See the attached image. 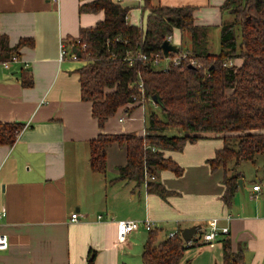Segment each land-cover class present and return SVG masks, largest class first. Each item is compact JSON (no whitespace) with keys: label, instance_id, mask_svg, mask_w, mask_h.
<instances>
[{"label":"crops","instance_id":"1","mask_svg":"<svg viewBox=\"0 0 264 264\" xmlns=\"http://www.w3.org/2000/svg\"><path fill=\"white\" fill-rule=\"evenodd\" d=\"M89 1L0 0V35L11 47L32 41L14 55L17 62L8 68L0 63V123L25 127L14 144L0 145V211L5 212L0 233L9 242L0 252V264H141L148 233L139 229L121 243L117 222L149 219L164 239L175 229L205 227L210 219L228 216L220 225L228 226L229 233L216 242L228 239L233 251L242 247L245 264H264V156L228 173L241 180L228 205L223 201L224 170L211 171L208 164L223 145L212 135L186 143L181 151L164 152L181 169L179 176L160 171L151 181L170 193L164 198L148 192L145 182L117 179L127 163L126 149L117 142L106 151L104 171L91 168L90 142L99 134L144 137L145 106L154 104H128L99 128L91 103L81 98L79 70L85 63L72 59L68 40L103 20V12L79 13ZM114 1L128 8L129 25L143 26L148 15L140 9L143 0ZM154 1L195 7V25L219 33L229 21L220 8L224 0ZM172 43L178 42L172 37ZM163 133L183 135L173 128ZM256 185L259 191L252 190ZM72 214L78 215L76 222H70ZM216 242L198 254H209V262Z\"/></svg>","mask_w":264,"mask_h":264},{"label":"trees","instance_id":"2","mask_svg":"<svg viewBox=\"0 0 264 264\" xmlns=\"http://www.w3.org/2000/svg\"><path fill=\"white\" fill-rule=\"evenodd\" d=\"M220 8L231 21L221 24L220 50L212 54L208 48L212 27L195 25V7H168L143 0L140 9L148 12L146 23L134 26L127 23L128 8L114 0H90L79 6L80 14H104L93 28H82L76 39H68L78 53L77 60L85 63L79 70L81 98L91 103L99 128L128 104L139 106L144 100L145 105L159 108L158 112H147L144 137L99 134L91 141L93 170L104 171L106 151L117 142L127 153L119 181L142 184L145 172L155 177L164 170L179 176L181 169L165 158L164 152L181 151L186 143L212 135L223 145L208 164L211 171L224 170L223 201L227 205L232 201L239 174L228 173L241 162L253 163L264 156V0H224ZM185 34L189 46L183 39ZM169 36L179 42V51L174 54L186 52L200 67L188 61L168 69L155 66L153 60L156 55L164 57L160 47ZM25 45H32V41L22 40L11 47L8 38L0 35V63ZM139 55L146 60L137 59ZM24 128L22 123H0V145L14 144ZM168 128L181 130L183 135L167 136L163 132ZM145 184L150 193L163 198L170 194L160 184ZM160 232L159 228L147 232L141 264H190L184 259L186 250L205 245L197 236L187 246L181 230L164 239L159 238ZM220 243L222 264H245L242 247L233 251L228 239Z\"/></svg>","mask_w":264,"mask_h":264},{"label":"built area","instance_id":"3","mask_svg":"<svg viewBox=\"0 0 264 264\" xmlns=\"http://www.w3.org/2000/svg\"><path fill=\"white\" fill-rule=\"evenodd\" d=\"M53 1L57 2L58 0H53ZM166 39L172 43V36H169ZM59 49H60L59 50L60 59H63L66 52H65L64 44L62 42L59 45ZM72 59H77V56L74 53L72 54ZM127 59L129 61V65H132L133 64L132 58L128 57ZM137 59L146 60V57L143 55H139L137 56ZM17 61H18V58L16 56H12L10 60L3 62L2 65L4 68H8L10 64L15 63ZM183 61H188L189 64L192 66L200 67V64L198 63V61L193 58L189 59L186 52H182L179 54L169 53L168 57H162V59L160 58V56L156 55L155 59L153 60V64L155 66L159 65L160 67L164 69H168L170 67H177L181 65ZM161 62H163V65ZM139 103H141V105L145 104L144 100H141ZM123 120H124L123 118L119 119L120 122H122ZM144 179H145V183H147L148 181H153L155 178L149 177L147 173L145 172ZM252 190L259 191V186L257 185L253 186ZM4 214H5L4 210L0 211V220L1 218H3ZM77 220H78V215L72 214L70 217V222H76ZM229 220H230L229 216L224 219L214 218V219L208 220L205 227L199 225L200 228L198 229L197 233L193 236V238L189 242H186L185 244L187 246H190L193 243V240L197 236L198 237L200 236V242L202 244H210V243L216 242L220 236H225V235H228L229 233L228 226H221L220 221L228 222ZM117 228H118V239H119V242L122 243L126 240V238L131 233L139 229H143L144 231L149 232L159 227L154 221L145 219L142 221H134V220L119 221L117 222ZM177 231L178 230L175 229L174 231L168 233L166 237H173V235ZM198 232H200L201 234L200 233L198 234ZM8 247H9V242H8L7 237L4 234L0 233V252L6 251Z\"/></svg>","mask_w":264,"mask_h":264},{"label":"rangeland","instance_id":"4","mask_svg":"<svg viewBox=\"0 0 264 264\" xmlns=\"http://www.w3.org/2000/svg\"><path fill=\"white\" fill-rule=\"evenodd\" d=\"M228 16V19L230 22L231 21V16H229L228 14L226 15ZM146 16L143 18V26L145 25L146 23ZM183 39H185V42H186V46H189V36L188 35H184L183 36ZM174 44V43H172ZM179 44L176 43L174 45H177ZM208 48H209V51L210 53L212 54H217L220 50V40H219V32L213 30V29H210V32H209V35H208ZM162 65H163V62H161ZM144 105V104H142ZM145 109L146 111H153V112H158L159 111V108H156L155 106H150L149 108V105L145 106ZM244 165H249L248 163H242ZM214 246H216V251H214L213 253H211V257L212 259L209 260V262L207 261V259L209 258V254H205L207 253V251H209L208 249V245H204V246H201V247H194V248H189L186 250L185 252V255H184V259L185 260H188L190 262V264H214L215 260H216V264H222V255H221V244L220 242H216V244H214ZM208 248V249H207ZM202 249V250H205L206 252L203 254V255H200L201 253L198 254V251Z\"/></svg>","mask_w":264,"mask_h":264},{"label":"water","instance_id":"5","mask_svg":"<svg viewBox=\"0 0 264 264\" xmlns=\"http://www.w3.org/2000/svg\"><path fill=\"white\" fill-rule=\"evenodd\" d=\"M164 57H168L169 53H178L179 51V48L172 44L169 40L165 39L164 42L161 44V47H160ZM73 53L75 54L76 53V56H77V51L75 49H73ZM152 100L157 103L158 102V99L156 96H153ZM237 184L238 186L241 188V180H238L237 181ZM200 227L197 226V225H194V226H191V227H188V228H184L182 231H181V238L182 240L186 243V242H189L193 236L197 233L198 229Z\"/></svg>","mask_w":264,"mask_h":264}]
</instances>
